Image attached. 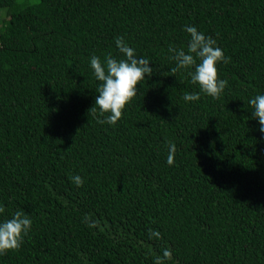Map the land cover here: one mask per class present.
<instances>
[{
  "label": "trees",
  "instance_id": "trees-1",
  "mask_svg": "<svg viewBox=\"0 0 264 264\" xmlns=\"http://www.w3.org/2000/svg\"><path fill=\"white\" fill-rule=\"evenodd\" d=\"M25 1L0 0V219L33 224L0 264H154L165 247L166 264H264V133L248 103L264 93V0ZM189 24L228 58L216 99L186 103L191 69L171 71ZM117 37L153 74L100 124L88 61L121 58Z\"/></svg>",
  "mask_w": 264,
  "mask_h": 264
},
{
  "label": "clouds",
  "instance_id": "clouds-1",
  "mask_svg": "<svg viewBox=\"0 0 264 264\" xmlns=\"http://www.w3.org/2000/svg\"><path fill=\"white\" fill-rule=\"evenodd\" d=\"M183 31L188 34L186 50L172 44L168 46V52L171 53L169 59L175 61L171 71L175 73L191 69L188 71V76L193 84L198 85L199 90L184 92L182 99L186 103L197 102L201 93L213 99L218 98L228 83L217 75V64L221 61L227 62L228 59L223 48L217 44L216 39L198 30L195 25H185ZM115 46L121 58L109 54L101 60L99 56L93 54L88 61L95 79L100 81L94 101L95 107H92L91 111L93 114L99 111L100 116L107 114L105 119L97 118L100 124L114 125L121 118L126 104L137 95L136 86L153 74V67L149 66L150 58L137 55L135 47L130 46L123 37L115 39ZM248 103L252 107L251 118L259 123V130L264 133V93H257ZM167 149L166 163L172 165L177 152L175 142L168 141ZM71 180L77 187L84 184V178L78 174L73 175ZM4 212V206L0 205V215ZM84 219L89 228L97 227L96 219L87 215ZM32 224L31 216L23 210H16L10 217L0 219V254L19 248ZM152 238L159 240L160 231L149 229V239ZM171 258V248L165 247L155 256L154 264H166Z\"/></svg>",
  "mask_w": 264,
  "mask_h": 264
},
{
  "label": "rangeland",
  "instance_id": "rangeland-1",
  "mask_svg": "<svg viewBox=\"0 0 264 264\" xmlns=\"http://www.w3.org/2000/svg\"><path fill=\"white\" fill-rule=\"evenodd\" d=\"M25 2H28L30 4V3H33V2H37V0H27ZM0 16H2L1 17L2 18V21H5L8 18V15H7V13H5V10L4 9H1L0 10Z\"/></svg>",
  "mask_w": 264,
  "mask_h": 264
}]
</instances>
